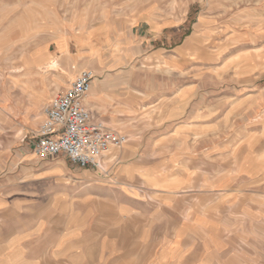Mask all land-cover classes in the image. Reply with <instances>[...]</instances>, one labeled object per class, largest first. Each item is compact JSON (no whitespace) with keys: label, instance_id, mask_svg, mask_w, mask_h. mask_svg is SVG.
<instances>
[{"label":"rangeland","instance_id":"rangeland-1","mask_svg":"<svg viewBox=\"0 0 264 264\" xmlns=\"http://www.w3.org/2000/svg\"><path fill=\"white\" fill-rule=\"evenodd\" d=\"M18 1L0 0V108L5 113L0 117V206L6 201L24 211L6 213V218L0 213L7 225L6 236L0 234V258L28 245L21 233L35 222L33 211L50 198L47 191L53 192V217L42 216L53 222L55 236L65 223L75 229L85 224L90 232L95 220L109 219L114 212L99 195L118 186L114 171L128 158L130 141L104 158L103 170L80 169L64 156L38 161L34 154L44 107L65 90L60 84L71 70L95 72L90 98L131 92L144 96L137 118L123 117V127L155 130L167 103L158 99L180 87L208 93L214 117L222 115L228 103L236 108L230 99L248 95L256 96L246 101L248 108L256 103L260 115L251 112L250 117L247 109V124L264 115V0ZM18 9L21 19L9 20ZM138 32L151 35V42L139 50ZM46 54L50 58L44 60ZM36 71L39 75L28 78ZM57 82L59 89L53 91ZM232 123L237 124V118ZM157 133H144L146 144ZM131 151L147 157L155 152L160 156L163 150ZM31 164L41 173L61 169L48 180L30 182L23 175ZM228 165L231 170L240 167L236 160ZM135 184L147 188L135 182L126 189L137 188ZM163 202L168 206L165 214L153 215H169L174 221L156 222L164 228L154 229L135 216L134 244L121 246L119 254L129 261L116 262L110 254L116 246L109 239L101 250L87 235L85 259L74 264H264V180H199L181 196Z\"/></svg>","mask_w":264,"mask_h":264},{"label":"crops","instance_id":"crops-1","mask_svg":"<svg viewBox=\"0 0 264 264\" xmlns=\"http://www.w3.org/2000/svg\"><path fill=\"white\" fill-rule=\"evenodd\" d=\"M14 3L20 4L18 0H14ZM20 19V9L13 14L11 19L9 18L14 22ZM12 28L16 32L19 31L20 26L14 25ZM150 37L151 35L143 32L137 33L135 43L140 45L138 50L145 42H151ZM70 43L71 41L68 45ZM35 63L38 65V57ZM34 73L39 75L38 71ZM34 73L28 74V78L37 76ZM78 73L76 68L68 72L60 88L66 89ZM58 89L59 83H54L52 90ZM251 97L256 96L248 95L235 99H230L228 96L227 101L229 99L236 101V108L233 107L235 104L228 103L224 113L219 117H214L213 114H209L208 93H194L187 88L180 87L172 93H164L160 96L158 100L167 101L163 106L165 109L163 119L155 130L150 128L147 131L135 127L129 128V126L123 127L120 124L123 117L137 118L136 114L145 99L143 95L131 92L115 95L111 99L89 97L85 100V104L94 116L99 115V119L107 120L111 127L126 135L131 142V146L127 149L128 158L119 161L114 171L118 186L106 188L101 192L105 194L99 195L105 205L108 204L114 208V212L111 213L109 219L102 216L95 220L90 232L86 231L85 224L75 229L74 226H65V223L59 231H56L55 236L54 224L48 220L53 217V192L47 191L49 192L47 196L50 198L46 200L43 208L33 211L37 215L35 222L32 220L28 224V229L21 233V238H28L26 246L29 248L15 247L13 252L3 253L0 264H21L15 262L22 261H28L29 264H41V262L74 264V262L85 259L83 247H85L87 235L95 238L90 244L97 245L101 250L107 243L106 240L109 239L108 242L116 246V249L110 252L111 256L115 254L113 258L116 262L125 263L129 261L128 256L119 254L122 249L124 250L121 246L134 244V230L138 228L134 223L135 216L141 217L144 227L147 224L148 227L154 229H163L164 225L155 223L171 221L173 217L153 214L157 211L165 214L168 206L163 201L172 196H181L182 191L190 183L195 182L196 184L199 180L214 179L221 181L264 180V115L247 124V121H250L246 117L247 109H249L250 117H252L251 112L257 117L260 115V107L256 103L248 108L250 106H247L246 101ZM1 113L4 111L0 108V117H2ZM236 118L237 124L232 123ZM133 124H136L134 120ZM146 132H158V135L146 144L147 139L144 134ZM141 149L163 151L160 156H157L155 152L147 157L141 156L138 151H131ZM230 160L238 162L240 166L238 170L229 168ZM60 169H51L41 173L31 164L29 172L24 173L23 176L30 182H38L48 180L53 177V171ZM135 182H141L140 185L146 184L147 188L139 189V186L135 184L137 188L126 189L129 183L134 185ZM151 182H156V184H151ZM12 211L22 213L24 209H19L17 204L11 205L6 201L0 206V213L4 214V218H6V213ZM42 214H50V216L48 219L44 217L45 221H43ZM178 222H181L180 216H178ZM6 227V222L0 221V234L3 236H6L3 231ZM31 230L33 231L30 232ZM13 245L16 246L17 242Z\"/></svg>","mask_w":264,"mask_h":264},{"label":"built area","instance_id":"built-area-1","mask_svg":"<svg viewBox=\"0 0 264 264\" xmlns=\"http://www.w3.org/2000/svg\"><path fill=\"white\" fill-rule=\"evenodd\" d=\"M96 78L91 69L81 70L44 107L34 144L39 160L64 156L80 169L103 170L104 158L128 143L126 135L97 119L85 104Z\"/></svg>","mask_w":264,"mask_h":264},{"label":"bare ground","instance_id":"bare-ground-1","mask_svg":"<svg viewBox=\"0 0 264 264\" xmlns=\"http://www.w3.org/2000/svg\"><path fill=\"white\" fill-rule=\"evenodd\" d=\"M90 36H92V35H90ZM96 39V38H95ZM90 51L92 52L93 51V49H90ZM66 53H67V56L69 57L70 56V54H69V52L68 51H66ZM91 55H92V53H91ZM93 56V55H92ZM96 56V55H95ZM80 57V56H79ZM46 58H50V54H46L44 57H43V59L45 60ZM70 58V57H69ZM82 58V57H81ZM97 58V57H96ZM83 59V58H82ZM93 71V70H92ZM93 73H95L94 71H93ZM34 74H36V73H34ZM32 75V74H31ZM37 75V74H36ZM35 76V75H34ZM33 77V76H32ZM96 87V86H95ZM100 89V88H99ZM94 91V89H92V91L90 92V94L86 97V100L87 99H89V97H90V95L92 94V92ZM112 159H113V157H112ZM105 172V171H104Z\"/></svg>","mask_w":264,"mask_h":264}]
</instances>
